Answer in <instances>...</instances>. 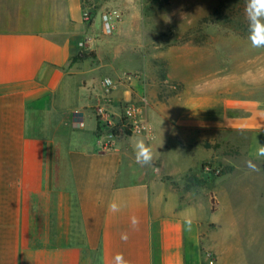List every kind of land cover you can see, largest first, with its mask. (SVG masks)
<instances>
[{"label":"crops","instance_id":"obj_1","mask_svg":"<svg viewBox=\"0 0 264 264\" xmlns=\"http://www.w3.org/2000/svg\"><path fill=\"white\" fill-rule=\"evenodd\" d=\"M98 5L0 0V172L11 177L0 173V236L16 242L15 264H211L208 252L212 264H264V48L237 47L251 46L243 35L164 46L122 36L134 28L122 22L105 35ZM86 38L91 51L77 46ZM128 102L144 104L151 136L108 137ZM242 135L257 170L188 188L189 173L219 162L214 147ZM139 138L151 165L136 162Z\"/></svg>","mask_w":264,"mask_h":264},{"label":"rangeland","instance_id":"obj_2","mask_svg":"<svg viewBox=\"0 0 264 264\" xmlns=\"http://www.w3.org/2000/svg\"><path fill=\"white\" fill-rule=\"evenodd\" d=\"M89 2L99 4L95 11V27L98 31L101 14L108 12L112 14L114 24L122 22L120 26L126 24L127 27H134L132 29L122 27L120 31L122 36L127 34L147 36L151 33L155 38H159L164 46L176 41L192 40L196 43L205 37L248 36V22L244 14L245 0H89ZM217 8L220 11L214 14L213 10ZM138 26L141 27L139 31L136 29ZM142 26H145V29H142ZM237 45L234 42L233 46L226 45V48L232 54L236 46L257 49L249 45ZM117 67L123 69L122 64H118ZM245 143V136L242 135L238 140L227 141L224 146L214 147L219 162L214 163L211 160L203 162L201 170L198 169L186 176V183L199 190L225 172L248 168L249 162L246 161L244 153ZM1 175L10 182L11 177L6 173ZM219 187L220 185L217 186V190ZM242 197L244 199V195ZM2 200L3 187L0 184V207ZM15 247L16 242L13 238L10 240L0 236V264H15Z\"/></svg>","mask_w":264,"mask_h":264},{"label":"built area","instance_id":"obj_3","mask_svg":"<svg viewBox=\"0 0 264 264\" xmlns=\"http://www.w3.org/2000/svg\"><path fill=\"white\" fill-rule=\"evenodd\" d=\"M83 20L85 22H90L91 16L88 12L84 13ZM101 27L102 32L105 35H110L115 30V24L112 21V14L105 12L101 14ZM79 50H92L91 40L86 38L80 40L77 44ZM134 77L133 74H127L125 79L129 80ZM103 85L106 88H113L114 82L111 79H104ZM143 103H135V102H128L122 109V114L120 119L116 121H108L106 128H108V137L112 138L114 135L112 134V130L117 128L119 132H128L130 134H143L145 136H151L152 130L150 126L143 120ZM206 257L208 258L209 262L212 264L214 260V256L212 253H206Z\"/></svg>","mask_w":264,"mask_h":264},{"label":"clouds","instance_id":"obj_4","mask_svg":"<svg viewBox=\"0 0 264 264\" xmlns=\"http://www.w3.org/2000/svg\"><path fill=\"white\" fill-rule=\"evenodd\" d=\"M245 18L248 22V40L253 48H264V0H245ZM134 153L137 163L151 165L153 162V151L145 139L139 138L134 144ZM257 157H264V145H260ZM248 167L257 170L255 164L249 162ZM115 210V205L112 206ZM133 223L136 221L133 219ZM126 239V237H124ZM114 264H128L122 254H117Z\"/></svg>","mask_w":264,"mask_h":264},{"label":"trees","instance_id":"obj_5","mask_svg":"<svg viewBox=\"0 0 264 264\" xmlns=\"http://www.w3.org/2000/svg\"><path fill=\"white\" fill-rule=\"evenodd\" d=\"M214 14H215V12H214ZM125 132H126V131H125ZM126 133H128V132H126ZM112 134H113L114 136H118V135L121 134V132H119L117 128H114V129L112 130ZM0 161H4V162H6V163L9 162V158H6L1 150H0ZM229 170H230V169H228V171H229ZM225 173H226V172H225ZM225 173H224V174H225ZM221 175H223V174H221ZM189 182H190V181H189ZM201 184H202V183H200V185H201ZM189 187H192V186L190 185V183L188 184V188H189Z\"/></svg>","mask_w":264,"mask_h":264}]
</instances>
